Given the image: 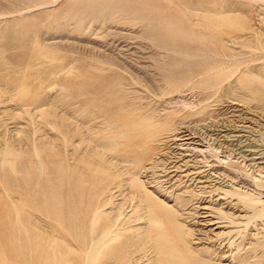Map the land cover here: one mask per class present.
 I'll use <instances>...</instances> for the list:
<instances>
[{
    "label": "rangeland",
    "instance_id": "374dc122",
    "mask_svg": "<svg viewBox=\"0 0 264 264\" xmlns=\"http://www.w3.org/2000/svg\"><path fill=\"white\" fill-rule=\"evenodd\" d=\"M260 4L138 0L96 18L75 20L80 16L76 13L56 19L53 7L35 12L22 27L0 18V264H101L103 250L96 249L101 223L93 220L92 206H97L108 178L122 173V163L113 156L127 149L130 132L121 131L134 103L151 99L160 104L168 97L158 100L149 90L151 81L166 75L155 65L158 47L197 51L213 46L195 22L197 13H207L195 7L215 10L210 15L226 10L229 28L244 20L255 23L264 13ZM12 5L0 0V12L12 10ZM160 16L165 28H151ZM231 45L246 55L255 48L252 38ZM248 89L257 97L244 99L257 112L247 120L263 132L264 88L255 83ZM234 157L235 176L253 188ZM259 191L264 197V188ZM210 199H179L185 210L181 227L164 221L159 208L154 225L138 220L140 232L152 227L150 235L138 240V264H219L223 252L229 264H264V214L256 221L260 234L255 241L254 222L241 232L218 235L219 230H212L215 225L202 224L203 214L190 212L196 202L204 205ZM111 201H104L102 208ZM192 227L201 231L192 232ZM197 236L203 238L200 244L186 245L185 239L193 242ZM106 246L110 252V244Z\"/></svg>",
    "mask_w": 264,
    "mask_h": 264
},
{
    "label": "bare ground",
    "instance_id": "6f19581e",
    "mask_svg": "<svg viewBox=\"0 0 264 264\" xmlns=\"http://www.w3.org/2000/svg\"><path fill=\"white\" fill-rule=\"evenodd\" d=\"M137 1L10 0L15 8L0 12V18L13 19L17 27H22L29 16L52 7L56 19L67 20L76 13L80 16L74 17L75 20L96 18ZM252 1L264 6V0ZM193 10L208 14L199 17L197 13L195 22L213 46L197 51L177 46L158 47L155 65L159 73L166 75L155 80L156 83L151 81L149 90L158 100L168 97L160 104L148 98L134 103L127 126L121 131L130 132L125 140L127 149L113 156L122 163V173L113 180L108 178L97 206H92L93 220L101 223L96 248L103 250L101 264H138L141 256L137 253L142 250L138 240L150 235L152 227L140 232L141 222L137 221L141 219L143 224L154 225L158 221L156 208H159L164 221L181 227L185 210L178 200L185 197L211 198L208 204L196 202L190 212L203 214L202 224L215 225L212 230H219L215 232L218 235L241 232L242 226L254 222L252 239L259 238L256 221L264 214V197L259 191L264 188V131L254 128L247 120L254 119L257 111L244 98L257 97L248 89L255 83L264 88V13L255 23L244 20L226 28L223 16L226 10L216 12V17L210 15L215 10L209 7ZM147 25L148 28L150 23ZM156 27L165 28L161 16L152 22L151 28ZM251 38L255 48L250 49L249 55L231 45L249 42ZM192 64L200 67L191 68ZM260 93L263 98L264 91ZM233 154L237 158L235 164L253 180V188L235 176L236 171L231 167ZM123 174L127 178L123 179ZM107 195L112 199L111 206L103 209V202L110 198ZM117 196L121 201L115 202ZM126 200L130 205L126 206ZM224 221L230 225H224ZM195 230L201 231L193 227L190 231ZM202 240L197 236L193 242L185 239V243L196 245ZM219 260V264H229L225 252Z\"/></svg>",
    "mask_w": 264,
    "mask_h": 264
}]
</instances>
